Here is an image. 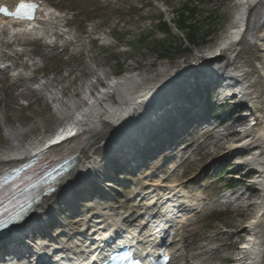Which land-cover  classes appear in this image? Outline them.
<instances>
[{
  "label": "bare ground",
  "instance_id": "1",
  "mask_svg": "<svg viewBox=\"0 0 264 264\" xmlns=\"http://www.w3.org/2000/svg\"><path fill=\"white\" fill-rule=\"evenodd\" d=\"M105 1L109 9L114 8L111 7L113 0ZM235 1H239V12L229 33L214 48L196 57L194 66L188 63L173 67L163 65L153 74L147 71L132 74L137 70L133 68L126 72L128 75L114 80L101 62H94L91 67L77 74L71 68L62 76L45 79L36 76L54 51L63 49L69 53L71 46L76 44L81 47L83 43V38L76 31L67 30L71 22L52 12L49 4L41 8L38 21L27 25L28 30H25L26 25L0 23V65L4 67L0 70V102L3 104L0 122L6 121V113L22 109L18 107L20 100L28 101L29 104L25 105L28 108L36 104L33 114H40L37 110L40 104L51 103L60 120L53 136L41 124L43 135L30 142L27 141L30 129H7L6 135L11 144L0 151V172L55 148L56 138H68L66 143L75 146L73 151L77 156L65 183L35 207L24 226L14 229L11 242L22 243L36 228L47 231L50 227L52 232L47 231L46 234L51 237L57 229H63V219H67V225L75 226L76 231L60 234L65 240L51 244L48 253L61 250L63 255L76 257L81 254V248L75 242L85 240L84 237L88 236L84 231L85 224L88 227L89 223L93 225L95 220L106 216L111 218L107 220H113L110 224L137 234L146 223L145 216L154 215L151 212L154 203L161 200H155L158 195L154 194L153 188L157 187L153 186L154 183L149 184L150 188H145L143 192L136 193L130 201V212L114 215L122 223L113 219L106 212L107 209L98 211L97 214L103 215L99 218L95 213L90 218L70 215L73 206L68 204L69 199L90 188L112 189V185H103L102 182L111 177L112 165L118 157L123 156L122 149L129 142L139 143L166 117L172 106L186 100L189 89L181 95L177 93L183 84L201 78L195 82L201 84L205 80H215L217 93L224 99L230 95V91L234 92L231 97L237 101V114L241 119L229 125L222 134L216 133V130L204 134L205 139L201 143L192 144V153L185 162L191 169L201 170L198 175L208 172L218 162H223L219 165L226 162L235 166L238 172L247 170V178H254V181H246L245 185V189L251 193L250 198L238 193L226 197L224 203L241 218L236 224L241 243L244 237L249 238V243L238 253L225 255L228 248L221 243L222 233L218 232L206 238L200 236L189 242L183 241L175 248L187 243L191 247L198 246L199 251L192 257L193 262L190 264H264V20L254 28L255 19L263 13L264 0ZM38 43L39 46H36ZM31 45L35 47L28 49ZM77 47L72 49L73 54L78 51ZM7 78L15 84L5 86ZM42 80L43 83L37 88L32 87ZM77 80H80L78 84ZM103 83L106 89L100 91V88H104ZM68 87H73V90L68 91ZM225 90L229 91L228 94L224 93ZM196 130H201V127H196ZM196 177L186 184L194 186ZM168 187L185 201L190 214L199 213L200 208L196 205L198 201H188L190 197L185 196L182 183H171ZM107 194L104 196L106 203L109 202ZM141 194L144 195L141 197ZM140 208L142 210L137 211ZM191 227L189 225L184 229L188 231ZM201 241H204L203 246H200ZM18 252L19 249L13 252L5 250L0 255V261L2 256L11 254L15 257ZM173 257L176 262L181 259L180 264H185L183 252L176 250Z\"/></svg>",
  "mask_w": 264,
  "mask_h": 264
},
{
  "label": "rangeland",
  "instance_id": "2",
  "mask_svg": "<svg viewBox=\"0 0 264 264\" xmlns=\"http://www.w3.org/2000/svg\"><path fill=\"white\" fill-rule=\"evenodd\" d=\"M43 1L49 3L58 15L71 22L72 25L68 28L76 31L83 38V43L81 47H77L76 44L71 46L68 49L69 53L63 52V49L54 51L36 73V76L40 79L62 76L71 68L77 74L78 71L91 67L94 62H101L103 68L110 71L112 80L128 75L126 72L133 68H137V70L132 74H141L142 71L153 74V72L160 70L163 65L173 67L188 63L190 66H194L196 57L214 48L225 39L233 21L238 16L240 6L239 1L236 2L235 0H113L111 7L114 8L109 9L110 6L105 1L97 0ZM188 4L192 11V17L195 15L194 22L199 23L197 27L203 33V39L201 38L195 47H191L187 42V32H179L173 28L178 19L177 15L181 12L183 6ZM211 16L214 17V23L212 24L211 20L210 23L206 21ZM162 20L172 24V31H169L170 34H167V36H164L166 31L162 29ZM94 28L95 30L91 32ZM207 37L210 38L206 42L204 39ZM164 43H167V45L165 46ZM159 44H163V48L158 47ZM34 47V45H31L27 48L32 49ZM74 47L78 48L76 49L79 53L77 51L76 54H73L72 49ZM163 55L165 58L162 57ZM34 59L38 61L37 58ZM144 64L148 65L144 66ZM10 82L7 78L5 86H12ZM79 82L80 80H77L76 84ZM42 83L43 80L32 85V87L37 88ZM103 84L104 88H100V91L106 89V84ZM68 89V91H72L73 87H68ZM19 103L18 107L22 109L6 113V121L0 122V151L11 144L6 135V130L11 127L30 129V136L27 139L30 142L43 135L44 131L40 128L41 124L47 127L46 132L50 135H53L60 125V120L55 114L51 103L47 105L40 104L37 107L40 114H33L36 104L33 103L28 108L25 106L29 104L28 101L20 100ZM2 109L3 104L0 102V110ZM226 111V116H229L225 118L228 122L227 127L241 119V116H237L238 107H228ZM191 132L198 131L193 130ZM201 142L198 141V143ZM180 155L184 156L182 152H180ZM220 163L223 162H218L208 172L199 175L198 173L201 170H193L188 163H185L178 169L177 173L169 177L168 182L175 180L182 183L189 195L203 200L201 203L204 208L203 212L193 218L192 223L194 224L179 237V240L189 242L192 238L195 239L200 236L206 238L220 232L222 233L221 243L228 248L225 255H228L238 253V250L246 248L249 238L244 237L241 243L236 228V224L241 218L232 208L215 205L217 199L225 201L224 196L218 197V192H225L227 188L233 187L232 193H245L242 189L245 188L246 181H253V178H247L246 170L238 172V169L230 166L229 163L225 162L219 165ZM148 165L152 169L142 171L144 172L142 176L149 177L147 181L141 183L138 182L140 179L138 176H131L130 178L128 176V178H122L124 181L119 180L113 184V190L109 191L108 197L110 200L108 203L116 213L129 211V208H131L130 200L135 196L134 192L136 190L134 189L137 187L140 189L149 188V184L152 183L156 186L165 185L162 182L167 177L164 172L168 171L165 160L160 157L155 161H149ZM236 172L235 176L237 178H234L233 174ZM140 174L139 176L142 177ZM117 177L119 176L117 175ZM194 177H196L193 181L194 186H188L186 183L194 180ZM250 196L251 193L245 194L246 198H250ZM86 213L91 214L93 211L86 208ZM215 220H217V223L214 222ZM73 228L75 226L57 230L56 233L70 232ZM203 242H200V246H203ZM198 251V246L191 247L188 243L185 244L183 249L184 263H192V257Z\"/></svg>",
  "mask_w": 264,
  "mask_h": 264
},
{
  "label": "trees",
  "instance_id": "3",
  "mask_svg": "<svg viewBox=\"0 0 264 264\" xmlns=\"http://www.w3.org/2000/svg\"><path fill=\"white\" fill-rule=\"evenodd\" d=\"M189 4L188 5H184L183 9L181 10V12L177 15V22L175 24V28L179 31H183V32H187V42L190 44L191 47H195V45H198V43L200 42V39L202 38V30L198 29V22H194V17H192V11L189 8ZM211 20V24L214 23V17L211 16L209 19H206V21H208L210 23ZM162 29L166 31V34H170L169 31L172 30V27L170 25L169 22H167L166 20H162ZM183 29V30H182ZM207 36V35H205ZM210 37H207L206 42L208 41ZM203 39V38H202ZM207 44V43H204ZM164 45L166 46L167 43ZM158 47H162L163 48V44H159ZM190 47V48H191ZM163 58L164 55L162 56Z\"/></svg>",
  "mask_w": 264,
  "mask_h": 264
},
{
  "label": "snow or ice",
  "instance_id": "4",
  "mask_svg": "<svg viewBox=\"0 0 264 264\" xmlns=\"http://www.w3.org/2000/svg\"><path fill=\"white\" fill-rule=\"evenodd\" d=\"M36 8H37V5L35 4H28V5L21 4L19 6L18 11L14 13V15L22 19H31V18H34V11ZM2 11L6 15H12V13H9L7 9H3Z\"/></svg>",
  "mask_w": 264,
  "mask_h": 264
},
{
  "label": "water",
  "instance_id": "5",
  "mask_svg": "<svg viewBox=\"0 0 264 264\" xmlns=\"http://www.w3.org/2000/svg\"><path fill=\"white\" fill-rule=\"evenodd\" d=\"M262 19H259V21L257 22V24H259L261 22Z\"/></svg>",
  "mask_w": 264,
  "mask_h": 264
}]
</instances>
